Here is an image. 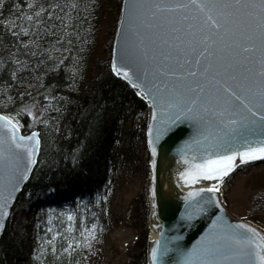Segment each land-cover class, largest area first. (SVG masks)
<instances>
[{
	"label": "snow or ice",
	"instance_id": "1",
	"mask_svg": "<svg viewBox=\"0 0 264 264\" xmlns=\"http://www.w3.org/2000/svg\"><path fill=\"white\" fill-rule=\"evenodd\" d=\"M121 27L120 66L113 64L112 70L136 81L138 95L152 102L156 114L149 143L177 121H190L195 129L192 142L204 158L187 179L223 183L238 158L242 163L264 159V0H127ZM19 128L18 121L0 114V229L40 144L37 132L23 136ZM204 191L219 189L213 185L189 196ZM193 203L206 210L200 201ZM159 243L153 264H164L169 252ZM171 251L178 257L175 264H264V234L218 217L191 248Z\"/></svg>",
	"mask_w": 264,
	"mask_h": 264
},
{
	"label": "trees",
	"instance_id": "2",
	"mask_svg": "<svg viewBox=\"0 0 264 264\" xmlns=\"http://www.w3.org/2000/svg\"><path fill=\"white\" fill-rule=\"evenodd\" d=\"M120 6L121 0H4L0 112L18 121L23 133L40 131L37 164L19 201L26 192H39L43 197L33 204L44 209L72 205L75 196L91 198L110 168L123 163L122 123L129 120L133 139L146 137L148 105L111 67ZM139 198L149 211L148 187ZM254 203L264 210V193ZM101 211L105 217V201ZM46 240L44 259L34 264H89L82 245ZM28 254L7 229L0 264H30ZM139 260L148 264L146 251Z\"/></svg>",
	"mask_w": 264,
	"mask_h": 264
},
{
	"label": "rangeland",
	"instance_id": "3",
	"mask_svg": "<svg viewBox=\"0 0 264 264\" xmlns=\"http://www.w3.org/2000/svg\"><path fill=\"white\" fill-rule=\"evenodd\" d=\"M127 122L120 127L121 144L126 150L123 163L110 168L108 180L91 198L75 196L72 205L41 209L33 200L43 194L26 192L18 202L14 222L11 218L7 229L14 240L29 248L30 264L43 261L46 237L60 238L68 246L82 245L89 264H138L140 254H147L151 237L149 211L139 194L149 183V153L146 137L133 139L127 132ZM262 161L240 165L218 188L234 216L264 227V210L254 203L264 193ZM103 201L105 217L101 211ZM93 206L97 208L93 210Z\"/></svg>",
	"mask_w": 264,
	"mask_h": 264
},
{
	"label": "water",
	"instance_id": "4",
	"mask_svg": "<svg viewBox=\"0 0 264 264\" xmlns=\"http://www.w3.org/2000/svg\"><path fill=\"white\" fill-rule=\"evenodd\" d=\"M127 0H121L120 12L117 20V26L112 44L111 67L113 64L120 66L119 56L124 46V37L122 36V21L124 19L125 5ZM114 72V71H113ZM134 72V69H133ZM115 73V72H114ZM116 75V73H115ZM124 80L137 94L140 92L139 88L132 86L136 81H129L123 75L118 76ZM143 98L142 95H139ZM144 99V98H143ZM144 101L148 105V114L146 122V145L149 153V184H148V201H149V228L154 237L149 239L147 250L148 264H153L152 250L159 247L163 250L165 247L169 249L166 256H163L164 264H175L178 257L171 249L179 246L182 249H189L201 240L206 233L210 231L213 221L218 217L223 218L230 224L244 223L250 227L255 228L259 233L264 234V230L258 225L234 216L222 198V192L218 188L221 184L217 180H208L200 178L196 181L187 179L191 174L195 164L201 162L204 158L203 152L197 150V146L193 144L192 140L195 136V129L190 121H177L171 124L167 131L161 138L150 144L149 129L153 126V115L156 114L155 108L150 100ZM2 115H7L0 112ZM9 116V115H7ZM10 117V116H9ZM20 135L29 136L33 132L40 134L38 129L28 133H23L21 127L19 128ZM40 139V135H39ZM153 146L156 148L153 154ZM39 149L36 154V163L32 165V170L28 174L27 180H22L15 192L12 193L14 199L8 202V216L4 218L3 229H0V241L8 228L11 216L16 205L19 202V197L24 191L25 185L31 177L34 168L37 164ZM264 159H257L251 162H257ZM237 167L242 164L240 159L236 160ZM233 172L229 173L223 178L226 180ZM215 185L219 191L211 193L208 191L200 192L199 195L189 196L190 192H197L199 189H209ZM7 197V193H5ZM201 197L211 198L212 203L208 204L201 201ZM194 201H200L206 208L205 211L197 210ZM215 201H218L216 203ZM191 217V218H190Z\"/></svg>",
	"mask_w": 264,
	"mask_h": 264
},
{
	"label": "bare ground",
	"instance_id": "5",
	"mask_svg": "<svg viewBox=\"0 0 264 264\" xmlns=\"http://www.w3.org/2000/svg\"><path fill=\"white\" fill-rule=\"evenodd\" d=\"M12 216H13V214H12ZM11 216V218H12V222H14V220H13V217ZM13 224V223H12ZM152 237H154V233H152L151 232V237L150 238H152Z\"/></svg>",
	"mask_w": 264,
	"mask_h": 264
}]
</instances>
